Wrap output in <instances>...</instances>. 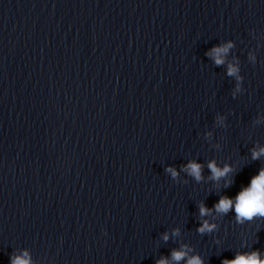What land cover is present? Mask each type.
<instances>
[{"label":"water","instance_id":"obj_1","mask_svg":"<svg viewBox=\"0 0 264 264\" xmlns=\"http://www.w3.org/2000/svg\"><path fill=\"white\" fill-rule=\"evenodd\" d=\"M261 148L264 0H0V264L264 261Z\"/></svg>","mask_w":264,"mask_h":264},{"label":"clouds","instance_id":"obj_2","mask_svg":"<svg viewBox=\"0 0 264 264\" xmlns=\"http://www.w3.org/2000/svg\"><path fill=\"white\" fill-rule=\"evenodd\" d=\"M230 47L231 44L223 47H215L208 53V55L212 56L214 62L219 65L222 63L220 54L226 53ZM236 71L237 69L235 67H228V73L230 75L234 74ZM237 79H239V77H237ZM261 154H264V148H261L258 152L253 151L252 157L255 159ZM185 167L189 174L196 180L201 178V166L199 164L190 162ZM208 168L211 170L214 179L223 177L231 171V168L227 165L222 169L217 168L214 162H210ZM166 171L171 173L173 177L177 175L176 171L170 167L167 168ZM227 183L228 182L226 181V184ZM230 207L234 209L238 223H242L244 220H251L255 216L264 218V169H261L258 175L251 178L249 185L242 188L234 198L221 197L214 205L215 210L222 213H226ZM199 211L203 216L206 215L209 210L201 205ZM213 227L214 225H209L207 221H203L202 226L198 228V231H210ZM164 239H167V236H165ZM26 255L27 254H25V256ZM184 255L185 253L183 252H174L173 259L178 261ZM12 264H28V261L27 259L16 257L12 260ZM159 264H166V262L161 260L159 261ZM187 264H201V261L198 257H192L188 260ZM227 264H264V261H258V254L253 252L248 256L238 255L234 260L227 262Z\"/></svg>","mask_w":264,"mask_h":264}]
</instances>
